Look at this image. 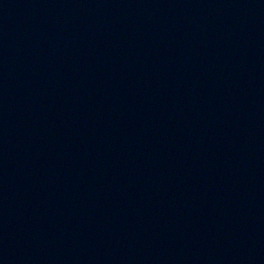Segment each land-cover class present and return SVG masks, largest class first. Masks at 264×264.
Here are the masks:
<instances>
[{
  "label": "water",
  "instance_id": "95a60500",
  "mask_svg": "<svg viewBox=\"0 0 264 264\" xmlns=\"http://www.w3.org/2000/svg\"><path fill=\"white\" fill-rule=\"evenodd\" d=\"M0 264H264V0H0Z\"/></svg>",
  "mask_w": 264,
  "mask_h": 264
}]
</instances>
